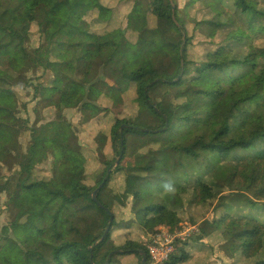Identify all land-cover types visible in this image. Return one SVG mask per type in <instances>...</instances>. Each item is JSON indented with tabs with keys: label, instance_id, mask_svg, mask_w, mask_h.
Here are the masks:
<instances>
[{
	"label": "trees",
	"instance_id": "1",
	"mask_svg": "<svg viewBox=\"0 0 264 264\" xmlns=\"http://www.w3.org/2000/svg\"><path fill=\"white\" fill-rule=\"evenodd\" d=\"M94 1L88 7L80 0H0V57L41 68L34 81L51 91L57 112L55 120L37 127L44 110L38 107L48 100L37 101L27 147L32 151L39 140L46 144L53 158L49 178L32 164L15 168L11 154L0 162V183L3 172L8 175L1 187L4 222L12 235L0 238V252L20 264H96L111 233L119 231L109 250L118 253L103 264L140 259L138 252L151 264L142 229L124 223L119 209L130 187L135 216L156 214L153 234L198 224L199 236L176 243L163 264H209L214 245L231 264H264V49L254 46L264 40V0H217L214 9L209 0H187L192 25L181 20L177 6L172 21L169 4L167 18L181 39L178 44L175 39V48L183 70L175 79L152 70L162 53L156 43L137 41L136 56L119 71L110 67L118 45L102 42L122 32L126 18H146L161 0ZM33 37L38 38L35 50L30 49ZM92 43L101 67L90 68L86 86L74 82L69 89L67 68ZM190 66L194 70L186 73ZM29 72L25 64L0 68V128L19 120L15 91L30 87ZM119 82L126 83L125 90ZM65 110H78L76 125L67 122ZM128 141L137 151L133 165L125 168ZM238 150L252 153L239 156ZM119 156L94 202L92 192ZM73 164L99 171L90 183L83 177L73 184L68 179ZM91 213L104 224L109 214L113 218L99 244L103 233L84 237L79 231ZM76 238L77 247L70 242ZM0 264L9 263L0 255Z\"/></svg>",
	"mask_w": 264,
	"mask_h": 264
},
{
	"label": "rangeland",
	"instance_id": "2",
	"mask_svg": "<svg viewBox=\"0 0 264 264\" xmlns=\"http://www.w3.org/2000/svg\"><path fill=\"white\" fill-rule=\"evenodd\" d=\"M67 1L69 4H72L73 2V0ZM80 1L85 3L88 7H91L95 3L94 0ZM171 2L173 6H177L179 10V15L181 16V20L187 22L189 25H192V19L186 12L187 0H171ZM169 4L170 3L168 0H161V3L158 4V6H155L154 8H151L149 10L146 18H135L134 16L126 18L122 25V32L117 33L102 41L109 42V40L111 39L112 42L118 45V49L112 58V63L110 64L111 68L120 71L130 59L136 56L135 44L137 41L142 40L147 42H154L162 48V53L159 63H157V65L154 66L152 70L157 71V74L163 78L175 79L178 71L181 70L180 64L182 63H179V59L177 57L178 50L177 47L175 48V39L177 40V44L178 41H181V39H177V37L172 31L171 22L167 18L169 14ZM208 4L211 6L212 9H214L217 6L218 1L209 0ZM194 12L195 8L193 7L191 11V14H193V16ZM199 16L204 17L205 15L203 12H201ZM172 21H174V13ZM81 27L83 29L87 28L85 24H81ZM37 46L38 38H30V49L35 50ZM254 46L259 49H264V40L255 41ZM24 64L29 67L30 72L28 73V78H30L31 80V85L29 88L19 87L15 91V96L18 101L16 117L19 120L11 127L0 128V162L4 160L6 155L11 154L15 157V168H17L18 165L32 164L36 169H38V171H45L48 175L46 178H49L53 167V158L48 153L46 144L39 140L36 142L37 145L32 151H29L27 149L31 139L30 130L33 129V125L35 123V114L33 112V108L37 101L48 100V103L46 102L45 105H39L38 107V109L44 110L42 113L43 120L37 124V127L43 126L44 124L55 120L57 117L54 99L51 97V91L46 88L37 87L36 82L34 81L36 78L41 76L43 70L41 68L37 69L36 66H34L32 63H25L19 60L18 58H14L11 56L0 57V68L9 67L11 69H14ZM99 66L101 67V61L97 55V49L92 43V45L86 49L84 56L79 61H72L69 67L67 68V87L71 89L74 82H79L86 86V75L88 74L90 68ZM194 68L195 67L190 66L187 67L185 71L186 73H189L194 70ZM119 83L120 84L118 85V88L120 90H125L126 83ZM62 115L65 117V119L70 125H76L80 119V113L78 112V110H65L62 112ZM136 151L137 145L132 141H128V148L125 155V160L122 162V165L125 168H129L133 165V158ZM17 152H19L18 155ZM251 153V150L237 151V154L239 156H246ZM114 168L115 166H113L112 169L109 170L110 173L113 171ZM96 171L98 172L99 169L84 170L81 168V166L73 164L68 169V179L71 183L75 184L80 181V179L85 177L83 181L85 183H90V178ZM7 176L8 175L6 171H4V178L0 183V238H3L4 236H12L10 230L7 228L4 222L3 214L4 202L6 200V197L4 195V189H2L1 186L5 183V179L7 178ZM132 192L133 188H126L125 193L127 194V200L125 202V206L119 209L123 214L124 223L133 221L134 224H138L139 227L142 229V233L140 234V240L142 242V247L147 251L146 245L148 244V242H150L151 240H158L159 237H161V235L164 232H167L168 230L161 228L158 230L157 233H152L151 222L153 221V219L156 218V214L154 211L144 212V215L142 214L140 217L135 216V213L132 211L133 209L131 207L133 204ZM249 214H255V212L251 211ZM75 221L77 222L76 219L74 220V223ZM107 223L105 224L107 225ZM105 224L103 223V219L97 213H91L85 218H82V224L79 227V231L84 237H96L97 235L104 233L106 229ZM181 225L194 227L197 232L192 237L199 236V230L197 227L198 224L182 223ZM178 231L179 230L175 231V233H177ZM121 235L122 232L119 231H114L111 233V240L107 242L104 246L105 248L102 251L103 254L100 253L101 255L99 254V256H97L96 264H103L114 255L112 254V256L109 257V255L111 254L109 253V250L112 249V247L116 244L117 240ZM102 236L103 234H101V237ZM70 242H74L76 244L75 246L77 247V245H79L80 243V240L79 238H76L71 240ZM204 242L209 243L207 239L204 240ZM96 244H99V241ZM89 249L92 250V247ZM0 255L1 259L4 260L5 257L9 264H20L17 258L10 253L8 254V252H0ZM148 255L149 252L147 256ZM148 258L150 261H152L150 255L148 256ZM140 259L138 257L130 256L127 259L120 260V263L119 261H117V263L141 264L142 257H140ZM209 264H231V261L224 257V255L220 251L219 245H214V252Z\"/></svg>",
	"mask_w": 264,
	"mask_h": 264
},
{
	"label": "built area",
	"instance_id": "3",
	"mask_svg": "<svg viewBox=\"0 0 264 264\" xmlns=\"http://www.w3.org/2000/svg\"><path fill=\"white\" fill-rule=\"evenodd\" d=\"M178 230L177 233L164 232L158 240H151L148 242L146 248L152 259V264L165 263L174 253L176 243L186 241L197 232L194 227L187 225H180Z\"/></svg>",
	"mask_w": 264,
	"mask_h": 264
},
{
	"label": "water",
	"instance_id": "4",
	"mask_svg": "<svg viewBox=\"0 0 264 264\" xmlns=\"http://www.w3.org/2000/svg\"><path fill=\"white\" fill-rule=\"evenodd\" d=\"M168 1H169V3H170V6H171L172 20H173L174 6H173L171 0H168ZM180 69H181V70L183 69V65H182V63L180 64ZM121 130H122V129H121ZM120 160H121V156H119V157L116 159V161H115V163H114V166H115V167L120 163ZM109 174H110V171H108V172L106 173V176H105V178H104L102 184L98 187V189L95 190V191L92 193L91 198H92V200H93L94 202H96V193H97V191L100 189V187H102V186L105 184V181H106V179H107V177H108ZM111 224H112V216H111V214H109V220H108V223H107V225H106V229H105V231H104V233H103V236L100 238L99 243H101V242L105 239V237L107 236V234L109 233V230H110ZM114 253L116 254V253H118V252H114ZM114 253H111V254L109 255V257H111L112 254H114ZM138 253H139V256L142 257L141 264H145V263H146V254H145L144 252H138ZM89 254H91V249H89Z\"/></svg>",
	"mask_w": 264,
	"mask_h": 264
},
{
	"label": "crops",
	"instance_id": "5",
	"mask_svg": "<svg viewBox=\"0 0 264 264\" xmlns=\"http://www.w3.org/2000/svg\"><path fill=\"white\" fill-rule=\"evenodd\" d=\"M106 39H107V38H106ZM104 40H105V39H104ZM109 41H111V39H110ZM111 42H112V41H111ZM23 152H24V151H23ZM18 153H19V152H17V155H18ZM24 153H25V152H24ZM15 154H16V153H15ZM21 155H24V154H21Z\"/></svg>",
	"mask_w": 264,
	"mask_h": 264
}]
</instances>
